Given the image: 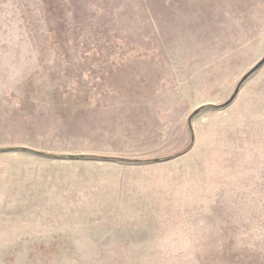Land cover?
I'll use <instances>...</instances> for the list:
<instances>
[{
	"label": "rangeland",
	"instance_id": "374dc122",
	"mask_svg": "<svg viewBox=\"0 0 264 264\" xmlns=\"http://www.w3.org/2000/svg\"><path fill=\"white\" fill-rule=\"evenodd\" d=\"M262 59L264 0H0V264H264Z\"/></svg>",
	"mask_w": 264,
	"mask_h": 264
},
{
	"label": "trees",
	"instance_id": "16d2710c",
	"mask_svg": "<svg viewBox=\"0 0 264 264\" xmlns=\"http://www.w3.org/2000/svg\"><path fill=\"white\" fill-rule=\"evenodd\" d=\"M40 153V152H39ZM54 156H63V155H54ZM77 157L83 158L85 155H76ZM90 158H100L103 160H111L114 161L116 159L118 160H130V161H138V162H149V161H160V160H166L172 156H166V157H161V158H151V159H122L120 157H108V156H91L88 155Z\"/></svg>",
	"mask_w": 264,
	"mask_h": 264
},
{
	"label": "water",
	"instance_id": "95a60500",
	"mask_svg": "<svg viewBox=\"0 0 264 264\" xmlns=\"http://www.w3.org/2000/svg\"><path fill=\"white\" fill-rule=\"evenodd\" d=\"M264 61V59H262L259 63H257L247 74H245L242 78H241V80L239 81V83H238V85L236 86V88H235V90H234V93L231 95V97L224 103V105H227L228 103H230L232 100H233V98L235 97V95H236V93L238 92V89H239V87H240V84H241V82L252 72V71H254L262 62ZM198 111V109H196L195 111H194V113L195 112H197Z\"/></svg>",
	"mask_w": 264,
	"mask_h": 264
}]
</instances>
